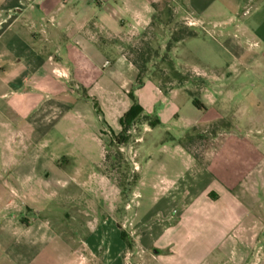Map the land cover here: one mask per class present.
<instances>
[{"label": "crops", "instance_id": "crops-1", "mask_svg": "<svg viewBox=\"0 0 264 264\" xmlns=\"http://www.w3.org/2000/svg\"><path fill=\"white\" fill-rule=\"evenodd\" d=\"M164 16L222 37L229 26V69L253 88L241 112L264 113V0H0V264H121L127 251L135 264H264V115H247L259 138L234 139L229 162L189 155L193 181L153 183L163 204L150 222L122 212L121 186L104 169L57 152L75 138L59 121H73L80 101L99 105L101 136L104 125L121 133L139 75L126 49Z\"/></svg>", "mask_w": 264, "mask_h": 264}, {"label": "rangeland", "instance_id": "rangeland-1", "mask_svg": "<svg viewBox=\"0 0 264 264\" xmlns=\"http://www.w3.org/2000/svg\"><path fill=\"white\" fill-rule=\"evenodd\" d=\"M107 1L114 4V0ZM173 9L170 5L164 14L168 15ZM162 20V27L159 22L155 23L126 49L128 56L138 61L140 54L148 48L153 50L148 65V75L153 83L140 89L138 97L148 112L145 114L151 116L149 121L160 117V125L151 128L149 121L140 118L129 131L128 142L120 145L115 139L117 135L107 125H104L103 135L99 133L103 122L97 114L100 109L97 102L80 101L78 105L82 108L72 113L73 121H59V126H70L67 130L72 131L75 138L72 144L61 146L57 151L59 154L74 153L85 170L98 172L104 169L121 186L122 212L126 211L134 218L137 208L139 217L150 213L152 219L149 222L161 219L163 204L154 201L156 190L153 183L193 181L194 168L189 155L199 164L209 165L217 157L229 162V153L233 154L236 147L234 139L254 144L259 138V129L247 127V115H264L256 107H251L249 113L241 112L247 104L246 91L253 88L250 81L243 80V73L237 74L229 69V26L223 29L224 37L220 29L209 24L193 29L197 36L185 39L178 46L177 39L183 36L182 31L191 28L184 21L176 22L167 16ZM155 50L159 51L158 56ZM156 86L163 95L158 93ZM231 90L234 96L229 98ZM260 90L255 88L256 92ZM168 93L171 97L167 99ZM194 100L203 102L208 111L196 108L192 104ZM13 146L17 151V144ZM140 174L145 175L146 184L136 187ZM157 197L161 198V195ZM60 199L59 195V203ZM59 208L60 212L66 209ZM125 221L123 219L122 223L128 229L129 224ZM137 229L139 233L144 232L142 225ZM127 249L132 250L131 246ZM122 259L121 264L123 261L135 264L136 258L127 251ZM150 263L151 257L137 256V264Z\"/></svg>", "mask_w": 264, "mask_h": 264}, {"label": "trees", "instance_id": "trees-1", "mask_svg": "<svg viewBox=\"0 0 264 264\" xmlns=\"http://www.w3.org/2000/svg\"><path fill=\"white\" fill-rule=\"evenodd\" d=\"M182 33L183 36H181V38L179 37L177 39V42L196 36L195 32H193L192 30H185L184 32L182 31ZM151 51L153 50L148 48L147 51L140 54L141 57L140 61L129 57L133 62V64L139 70V75L135 82V85L133 86L132 90L129 93V98L131 99L132 106L128 110V112L125 113V115L122 117L120 121L122 126L121 133L115 136L116 141L120 145L126 144L128 142L129 139L128 133L132 129V127L134 126L137 120H139L140 118H144L146 121H149L151 119L150 115L145 114L143 107L139 104L138 99L136 97V91L144 86L146 79H150V76L148 75L149 74L148 65L151 62L150 61ZM155 53L156 56L159 55L158 50H155ZM193 105L198 109L202 108L200 102H198L197 100L193 101ZM160 123L161 122L159 119H155L154 121H149V126L151 128H156L158 125H160ZM122 239L125 241V243L128 246H131V242L129 241L128 237L124 235V233L122 235Z\"/></svg>", "mask_w": 264, "mask_h": 264}]
</instances>
